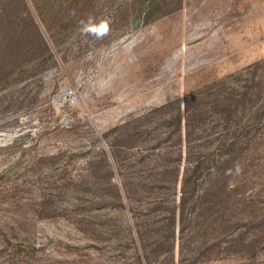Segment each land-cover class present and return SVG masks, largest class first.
I'll return each mask as SVG.
<instances>
[{"label":"rangeland","instance_id":"374dc122","mask_svg":"<svg viewBox=\"0 0 264 264\" xmlns=\"http://www.w3.org/2000/svg\"><path fill=\"white\" fill-rule=\"evenodd\" d=\"M0 264H264V0H0Z\"/></svg>","mask_w":264,"mask_h":264},{"label":"trees","instance_id":"16d2710c","mask_svg":"<svg viewBox=\"0 0 264 264\" xmlns=\"http://www.w3.org/2000/svg\"><path fill=\"white\" fill-rule=\"evenodd\" d=\"M142 11H143V9L141 10V12H142ZM188 107H189V106L187 105L186 108H188ZM182 118H183V115L179 114V121H180V119L182 120ZM185 181H186V179L184 180V184H185ZM184 191H185V189H184ZM143 256H144V257H145V256L147 257V254H146V255L143 254Z\"/></svg>","mask_w":264,"mask_h":264},{"label":"snow or ice","instance_id":"6c2138e0","mask_svg":"<svg viewBox=\"0 0 264 264\" xmlns=\"http://www.w3.org/2000/svg\"><path fill=\"white\" fill-rule=\"evenodd\" d=\"M104 29H101V31H103Z\"/></svg>","mask_w":264,"mask_h":264}]
</instances>
